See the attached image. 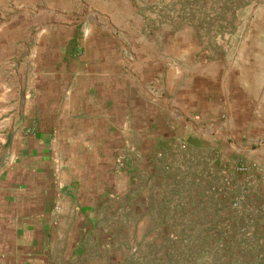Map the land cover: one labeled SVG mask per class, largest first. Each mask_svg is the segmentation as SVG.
I'll return each instance as SVG.
<instances>
[{
    "label": "crops",
    "instance_id": "1",
    "mask_svg": "<svg viewBox=\"0 0 264 264\" xmlns=\"http://www.w3.org/2000/svg\"><path fill=\"white\" fill-rule=\"evenodd\" d=\"M183 139L264 164V0H0V264L66 262Z\"/></svg>",
    "mask_w": 264,
    "mask_h": 264
},
{
    "label": "rangeland",
    "instance_id": "2",
    "mask_svg": "<svg viewBox=\"0 0 264 264\" xmlns=\"http://www.w3.org/2000/svg\"><path fill=\"white\" fill-rule=\"evenodd\" d=\"M233 26L208 23L216 36ZM186 142L160 151L132 195L109 204L55 264H264V164L252 148L245 160L225 161L219 149ZM233 145L232 153L244 151Z\"/></svg>",
    "mask_w": 264,
    "mask_h": 264
}]
</instances>
